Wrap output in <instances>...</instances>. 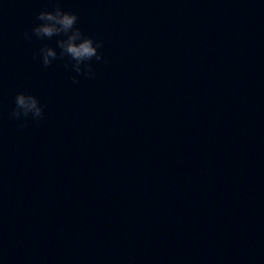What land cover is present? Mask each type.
Returning a JSON list of instances; mask_svg holds the SVG:
<instances>
[{
  "label": "water",
  "instance_id": "95a60500",
  "mask_svg": "<svg viewBox=\"0 0 264 264\" xmlns=\"http://www.w3.org/2000/svg\"><path fill=\"white\" fill-rule=\"evenodd\" d=\"M53 0H0V264H28L37 236L74 72L64 67L56 45L62 36L37 39L29 32L36 14ZM77 14L86 33L95 0H58ZM48 46L57 59L47 67L38 49ZM17 92L34 95L44 106L38 121L10 116Z\"/></svg>",
  "mask_w": 264,
  "mask_h": 264
},
{
  "label": "clouds",
  "instance_id": "9594fccd",
  "mask_svg": "<svg viewBox=\"0 0 264 264\" xmlns=\"http://www.w3.org/2000/svg\"><path fill=\"white\" fill-rule=\"evenodd\" d=\"M264 2V0H262ZM36 19L40 21L31 28L29 32H24L25 40H30L32 36L37 39L62 36L56 40V45L60 49L59 57L66 58L64 67L77 75L92 78L95 73L92 70L90 61H101L102 57L98 49L101 47L100 40H94L91 36L85 35L76 26L77 14L72 11L62 10L58 0H53L51 10H41L36 14ZM40 63L47 67L53 60L57 59V52L48 46L38 49ZM72 83H77L76 77H71ZM14 106L10 116L12 119L21 121L19 127H24L25 118L38 121L43 112V105L38 99L26 92H17L13 98Z\"/></svg>",
  "mask_w": 264,
  "mask_h": 264
}]
</instances>
